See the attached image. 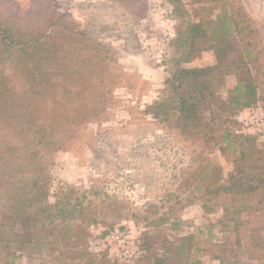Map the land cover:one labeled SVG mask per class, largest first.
Listing matches in <instances>:
<instances>
[{
    "label": "trees",
    "instance_id": "obj_1",
    "mask_svg": "<svg viewBox=\"0 0 264 264\" xmlns=\"http://www.w3.org/2000/svg\"><path fill=\"white\" fill-rule=\"evenodd\" d=\"M166 1L184 26L178 25L171 39L179 51L164 82L172 96L152 101L143 111L193 145V160L209 178L201 193L184 204L211 203L208 211L221 210L218 222L224 228L231 224L237 247L224 241L212 243L213 250L205 246L195 250L219 264H253L228 254L241 248L240 227L251 222L243 215L264 213V149L257 144L260 136L241 132L237 120L244 109L259 102L264 108V93H260L264 67L261 55H256L259 47L253 27L239 8H225L213 18L195 21L183 0ZM75 34L62 27L47 31L38 15L13 21L10 12L0 10V264H14L20 257H25V264H117L89 249L85 225L96 221L92 213L96 204L84 201V196L74 202L45 203L51 188L49 153L65 147L78 127L101 114L105 97L100 91L111 84V48L91 39L80 43ZM71 50L76 54L69 58ZM207 51L213 53L212 63L189 65ZM56 75L63 85L54 81ZM219 87H226V98L218 95ZM215 151L231 162L225 177L209 159ZM167 210L160 212L157 205L149 204L143 214L125 215L135 222L145 220V227H159L171 221L175 208L170 205ZM178 222L172 220L171 225ZM253 236L255 250H249V255L264 264V232ZM153 239L158 247L150 242ZM194 243L192 234L170 241L162 234L145 233L141 250L153 251L149 264H168L183 250L186 259L193 258ZM159 247L161 255L155 253ZM188 264H202V260L193 258Z\"/></svg>",
    "mask_w": 264,
    "mask_h": 264
},
{
    "label": "rangeland",
    "instance_id": "obj_2",
    "mask_svg": "<svg viewBox=\"0 0 264 264\" xmlns=\"http://www.w3.org/2000/svg\"><path fill=\"white\" fill-rule=\"evenodd\" d=\"M141 2L145 3L144 8ZM183 2L189 18L195 21L213 18L225 8H239L253 27L259 47L256 55H261L262 63H259L264 67V0ZM129 3L130 0H0L2 11L10 12L13 21H25L29 15H38L46 23L47 31L66 28L76 33L80 43L83 38L91 39L111 48L114 56L109 68L111 84L99 90L105 97L101 114L78 127L65 147L49 153L51 188L45 203L74 202L76 197L84 196V201L96 204L92 211L96 221L85 225L86 240L91 251L102 253L111 262L153 263V251L141 250L147 233L155 237L162 234L170 241L192 234L195 243L190 253L193 258H200L202 264H219L199 251L204 246L213 250L212 243L224 241L229 247H237L235 236L229 230L231 224L224 228L218 222L221 210L215 207L208 211L211 203L204 205L195 200L184 204L198 196L209 183L202 166L193 160L195 148L143 111L152 101H166L172 96L170 85L164 82L179 56V51L171 45L179 20L174 18L172 5L166 0H133L131 8ZM183 27L181 25L180 29ZM66 42L69 45L68 37ZM74 54L76 51L71 50L69 58ZM212 62L213 53L207 51L189 65ZM54 81L63 85L57 75ZM260 93H264V84L260 85ZM218 95L226 98V87H219ZM262 105L259 102L244 109L237 120L241 132L260 136L257 144L264 149ZM254 112L258 117L251 118ZM260 120L262 125L258 126L256 122ZM209 159L219 166L222 177L230 171V160L218 151ZM194 172L197 176L192 175ZM149 204L157 205L160 212L168 211L173 205L171 221L179 220V224L173 226L170 221L159 227H145V220L135 222L125 215L135 211L143 214ZM243 218L251 222L240 227L241 248L228 254L230 258L237 255L241 261L257 264L248 251L255 250L253 235L258 238L264 232V213H246ZM257 228L260 229L254 231ZM150 242L158 247L154 239ZM155 253L161 255L163 249L159 247ZM179 254L168 264H188L193 259H186L185 250ZM25 263V257L14 260V264Z\"/></svg>",
    "mask_w": 264,
    "mask_h": 264
},
{
    "label": "built area",
    "instance_id": "obj_3",
    "mask_svg": "<svg viewBox=\"0 0 264 264\" xmlns=\"http://www.w3.org/2000/svg\"><path fill=\"white\" fill-rule=\"evenodd\" d=\"M252 117H258L257 112H254V114H253V116H251V118H252ZM256 124H257L258 126H261V125H262V120L257 121ZM257 128H259V127H257Z\"/></svg>",
    "mask_w": 264,
    "mask_h": 264
}]
</instances>
